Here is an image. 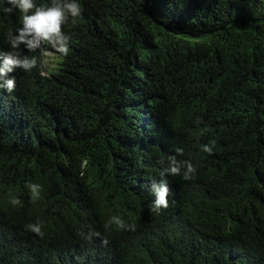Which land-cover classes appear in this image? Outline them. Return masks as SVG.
I'll list each match as a JSON object with an SVG mask.
<instances>
[{
    "label": "trees",
    "instance_id": "obj_1",
    "mask_svg": "<svg viewBox=\"0 0 264 264\" xmlns=\"http://www.w3.org/2000/svg\"><path fill=\"white\" fill-rule=\"evenodd\" d=\"M78 3L62 26L69 54L45 46L55 70L21 45L37 67L0 89V264H264V0ZM7 6L4 52L22 27ZM176 147L191 180L160 176ZM112 216L136 230L106 231ZM36 222L42 238L25 227ZM89 230L108 244L82 239Z\"/></svg>",
    "mask_w": 264,
    "mask_h": 264
},
{
    "label": "clouds",
    "instance_id": "obj_2",
    "mask_svg": "<svg viewBox=\"0 0 264 264\" xmlns=\"http://www.w3.org/2000/svg\"><path fill=\"white\" fill-rule=\"evenodd\" d=\"M9 6L4 7L5 13L11 14L14 10H18L21 14L22 27L16 29L15 32H8V42L11 50L4 52L0 51V89H6L8 93H12L16 89L15 77H9L16 69H22L25 72H30L37 67L38 59L36 56L24 55L17 51L20 46L32 53L40 51L41 54L46 51L45 46H50L52 50L61 56L69 54V42L71 37L62 29V26L68 23L71 18L75 22L76 18L82 15V7L78 0H51L50 4L38 5L35 0H5ZM197 124L202 121L197 118ZM216 141L211 140L208 144L203 145V151L212 154L215 148ZM175 154L169 155L167 158V167L161 172L160 176L165 174L171 176L182 175L184 180L194 178L197 169L193 164L184 159H179L184 154L182 148L176 147ZM31 193V200L38 201L41 198L42 187L37 183L26 184ZM155 200L150 206V211L159 213L162 209L169 207L170 188L167 181L162 180L160 183L153 182L150 190ZM11 204L13 206H21L22 202L15 196H11ZM26 229L35 233L41 238L44 236L42 231L43 224L41 222L29 223ZM115 228L118 231H135L136 225L129 224L119 216H112L104 225L105 230ZM81 237L87 242H91L93 238H100L103 245L108 244L106 238L101 237V233L89 230L87 233L81 232Z\"/></svg>",
    "mask_w": 264,
    "mask_h": 264
},
{
    "label": "rangeland",
    "instance_id": "obj_3",
    "mask_svg": "<svg viewBox=\"0 0 264 264\" xmlns=\"http://www.w3.org/2000/svg\"><path fill=\"white\" fill-rule=\"evenodd\" d=\"M57 57L49 51H45L43 55L40 53L41 70L44 74H49L55 70L57 65Z\"/></svg>",
    "mask_w": 264,
    "mask_h": 264
}]
</instances>
